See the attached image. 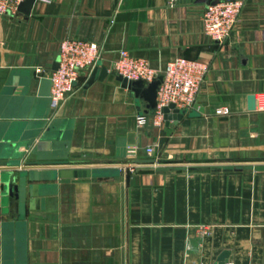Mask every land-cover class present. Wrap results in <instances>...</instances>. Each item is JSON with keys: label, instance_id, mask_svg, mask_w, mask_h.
I'll use <instances>...</instances> for the list:
<instances>
[{"label": "crops", "instance_id": "0c3cea01", "mask_svg": "<svg viewBox=\"0 0 264 264\" xmlns=\"http://www.w3.org/2000/svg\"><path fill=\"white\" fill-rule=\"evenodd\" d=\"M214 1L36 0L29 16H0V142L20 144L17 163L0 166V264H219L224 253L226 264H264V0H244L224 42L204 31ZM71 37L97 42L103 58L56 106L52 67ZM122 49L160 71L179 56L207 62L203 111L139 126L155 109L118 74L87 85ZM56 120L60 140L40 147ZM3 169L40 174L23 219Z\"/></svg>", "mask_w": 264, "mask_h": 264}, {"label": "built area", "instance_id": "2783aa9c", "mask_svg": "<svg viewBox=\"0 0 264 264\" xmlns=\"http://www.w3.org/2000/svg\"><path fill=\"white\" fill-rule=\"evenodd\" d=\"M24 0H0V16L7 13L18 14L19 5ZM50 3L53 0H40ZM176 5L178 0H167ZM244 0H216L207 5L203 24L205 33L217 42H224L241 18ZM103 58L102 47L95 41L83 38H66L60 43L59 67L51 73V98L57 106L62 104L69 94L75 91L82 71L95 66ZM109 74H121L132 80L143 79L151 82L162 75L158 89L157 106L152 114L140 112L136 116L139 126L154 121L160 125L164 121V106L174 103L178 108L191 109L197 101L202 84L209 71V64L199 59L179 56L168 62L163 71L154 68L145 57H139L127 49H122L118 56L107 65ZM227 106L216 109L218 115H228ZM156 148H147L154 154ZM137 148H129V157L136 155ZM134 170V166L130 167Z\"/></svg>", "mask_w": 264, "mask_h": 264}, {"label": "water", "instance_id": "95a60500", "mask_svg": "<svg viewBox=\"0 0 264 264\" xmlns=\"http://www.w3.org/2000/svg\"><path fill=\"white\" fill-rule=\"evenodd\" d=\"M36 0H24L19 5V11L29 16L32 12L33 6ZM59 67V61H56L53 65V69L56 70ZM100 70V74H99ZM109 74L107 66H96L92 71L87 85L92 84L97 78L103 79ZM117 78L122 82L124 87H127L134 91L137 100L144 98L148 102V106L152 109H155L157 106V95L160 84L162 83V75H159L154 80L149 83H146L143 79L132 80L126 76L119 74ZM250 108L255 107V98L254 95L250 98ZM195 109L203 111V108L199 103L194 105ZM164 113V118L168 121L174 119L175 122H178L184 118L186 114L192 115V112L188 108H178L174 103H171L167 106H164L162 109ZM62 121L56 120L54 123L50 124L43 136V143L40 144V147H49V140H52L55 144L57 140H60V135L62 136L61 127ZM30 143V139L26 144ZM19 138L8 137L4 141L0 142V166L8 165L11 163H17L16 157L20 154V149L18 147ZM33 152L38 156V161H43L49 159L43 157L41 153L38 152V149H34ZM256 169H264V165H257ZM12 170H18L19 174H15ZM3 169L5 173V190L6 192L14 197L18 201V215L19 218L24 217V211L27 201V190L32 196H38L41 193L42 186L38 183L40 181V174L36 170L28 171L27 169ZM96 173V172H94ZM91 169L88 168H73V169H61L60 175L62 177L68 176H91L94 174ZM54 178H58L56 174ZM28 181L31 184H28ZM227 263V253H224L219 260V264Z\"/></svg>", "mask_w": 264, "mask_h": 264}]
</instances>
